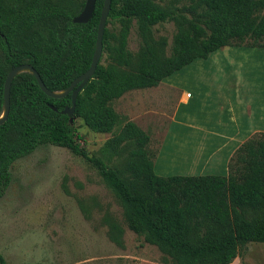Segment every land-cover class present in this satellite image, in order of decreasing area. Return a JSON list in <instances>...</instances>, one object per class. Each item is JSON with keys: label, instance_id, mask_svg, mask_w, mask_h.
Instances as JSON below:
<instances>
[{"label": "trees", "instance_id": "1", "mask_svg": "<svg viewBox=\"0 0 264 264\" xmlns=\"http://www.w3.org/2000/svg\"><path fill=\"white\" fill-rule=\"evenodd\" d=\"M163 0H112L107 24L118 22V33L105 29L106 64L97 66L80 92L72 117L61 112L72 105V92L54 98L36 79L23 72L11 86L10 111L0 125V198L12 180V164L39 146L67 148L97 168L119 199L125 222L145 241L158 246L172 264H230L239 248L264 243V134L251 138L236 152L237 170L228 176L156 174L150 136L131 121L109 144L131 147L122 168L90 156L76 119L96 133H111L121 117L112 102L126 92L157 86L195 60L207 59L220 48L264 47V0H190L178 7ZM86 0H0V115L4 83L16 66L31 65L52 92L67 90L92 62L104 0H96L92 18L74 23ZM173 21L176 32L171 54L153 28ZM142 40L137 52L128 49L134 25ZM51 106L57 108L53 110ZM121 226L111 224L119 243ZM169 258V259H168ZM0 264H10L0 254ZM35 264V263H26Z\"/></svg>", "mask_w": 264, "mask_h": 264}, {"label": "rangeland", "instance_id": "2", "mask_svg": "<svg viewBox=\"0 0 264 264\" xmlns=\"http://www.w3.org/2000/svg\"><path fill=\"white\" fill-rule=\"evenodd\" d=\"M160 3L181 7L190 4V0H163ZM107 28L118 33L120 25L109 21ZM175 32L173 21L157 24L153 28L157 40L165 39L167 55L171 54ZM141 45L142 40L134 23L128 38V49L137 52ZM244 46H247L246 42L233 45L227 53L226 49L220 48L207 59H199V62L223 64H212V69L207 70L215 73L219 83L221 79L229 81L235 77L258 76L264 79L263 52ZM101 63H107L104 50ZM187 90L193 93L190 86ZM156 92L155 89L131 90L115 99L112 107L121 117V122L111 133L93 132L81 118H77V131L83 138L81 145L90 156L102 158L111 167L122 168L131 147L122 145L113 149L109 140L128 121L142 130L151 125L149 131L146 130L148 132L144 131L150 136L147 148L154 155L157 175H220L221 166L206 165L208 158L203 153L195 159L196 152L200 150H194L195 154L185 151L189 155L183 156L176 151L190 139L196 141L204 134L200 131L187 133V128L180 122L185 115L182 117L177 113L176 117L173 116L177 121L174 119L171 122L178 100L171 93L166 101H159ZM188 108L196 110L190 105H182L181 109L185 111ZM155 110L159 115H156ZM236 152L231 158L234 173L238 165ZM10 171L11 183L0 198V254L8 263L172 264L164 260L165 255L158 246L148 243L143 236L128 228L119 199L97 168L83 157L74 155L67 148L47 144L16 160ZM113 222L118 223L123 230L119 243L111 237ZM230 264H264V243L249 242L242 245Z\"/></svg>", "mask_w": 264, "mask_h": 264}, {"label": "crops", "instance_id": "3", "mask_svg": "<svg viewBox=\"0 0 264 264\" xmlns=\"http://www.w3.org/2000/svg\"><path fill=\"white\" fill-rule=\"evenodd\" d=\"M244 47L260 50L264 54V47ZM230 48L226 46L221 49H226L227 53ZM261 59L264 61L263 57ZM212 64L223 65L195 60L157 86L139 90L155 89V97L159 101H166L168 94L173 93L178 103L171 122L174 119L177 121V113L182 117L185 115L180 122L187 128V133L200 131L204 134L196 141L190 139L184 146L176 148V151L183 156L189 155L185 151L192 153L198 149L201 152H196L195 159L203 153L208 158L206 165L221 166L220 175L228 176L229 163L234 153L253 136L264 134V79L258 76L235 77L229 81L221 79L219 83L215 73L207 71L212 69ZM188 86L193 90L190 97L187 96ZM182 105L193 106L196 110L188 108L183 111ZM145 109L148 110V107ZM156 115L159 114L156 112ZM150 126L147 125L146 130L149 131Z\"/></svg>", "mask_w": 264, "mask_h": 264}, {"label": "water", "instance_id": "4", "mask_svg": "<svg viewBox=\"0 0 264 264\" xmlns=\"http://www.w3.org/2000/svg\"><path fill=\"white\" fill-rule=\"evenodd\" d=\"M111 4H112V0H104L103 7L101 10V16L98 24V29H97L95 51L89 69L85 73L74 79V81L71 83L70 87L67 90L62 92L50 91L43 82V80L41 79L39 73L31 65L28 64H22L16 66L8 73L4 83V106H3V112L0 115V125L6 121L10 111L11 86L13 79L15 78V76L23 72H29L33 74L36 77L41 90L50 97L59 98L66 95L69 92H72L71 107H66L61 113L64 115H68L70 117L74 115L77 97L80 94V92L85 88V86L90 82V80L93 78L97 66L101 60L103 48H104L103 38H104L105 29L107 27ZM95 7H96V0H86L82 12L73 19V22L87 23L92 18L93 13L95 11ZM51 108L57 111L56 107L51 106Z\"/></svg>", "mask_w": 264, "mask_h": 264}, {"label": "built area", "instance_id": "5", "mask_svg": "<svg viewBox=\"0 0 264 264\" xmlns=\"http://www.w3.org/2000/svg\"><path fill=\"white\" fill-rule=\"evenodd\" d=\"M187 96H188V97H190V96H191V94H190V93H188V94H187Z\"/></svg>", "mask_w": 264, "mask_h": 264}]
</instances>
